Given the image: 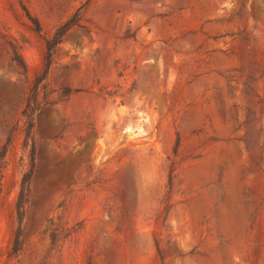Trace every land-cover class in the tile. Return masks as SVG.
<instances>
[{
	"label": "rangeland",
	"instance_id": "374dc122",
	"mask_svg": "<svg viewBox=\"0 0 264 264\" xmlns=\"http://www.w3.org/2000/svg\"><path fill=\"white\" fill-rule=\"evenodd\" d=\"M0 264H264V0H0Z\"/></svg>",
	"mask_w": 264,
	"mask_h": 264
},
{
	"label": "trees",
	"instance_id": "16d2710c",
	"mask_svg": "<svg viewBox=\"0 0 264 264\" xmlns=\"http://www.w3.org/2000/svg\"><path fill=\"white\" fill-rule=\"evenodd\" d=\"M25 13H26L27 17L30 19V21L34 24L35 28L40 29L39 22L34 17H32L26 9H25ZM72 24H74L73 17L66 20L62 25H60L54 31L52 36L46 40V42H45L46 54L44 57V69H43V73H42V76L40 77V79H43L45 77V75L49 69V66L51 63V57L53 55V52H54L56 45L61 41L62 37L68 31V29L71 27ZM32 98H33V96H32ZM31 127H32V124L30 121H28V123H27L28 134L30 132ZM33 151H34V147L32 145L31 149H30V160H31L30 170L28 172L24 173L22 180H21V183H20V192L18 195V201L16 203V208H17L18 214H19L20 208L22 207L21 204L23 202V197L25 196L24 191L26 189H28L29 184H30V180L32 177Z\"/></svg>",
	"mask_w": 264,
	"mask_h": 264
}]
</instances>
